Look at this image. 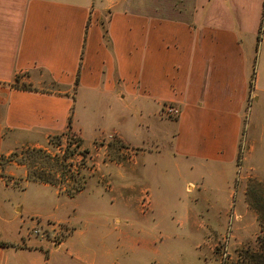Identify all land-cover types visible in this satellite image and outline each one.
I'll use <instances>...</instances> for the list:
<instances>
[{"label": "crops", "instance_id": "obj_1", "mask_svg": "<svg viewBox=\"0 0 264 264\" xmlns=\"http://www.w3.org/2000/svg\"><path fill=\"white\" fill-rule=\"evenodd\" d=\"M16 76L30 90L12 87ZM165 106L178 109L174 121L163 120ZM70 114L84 143L107 131L139 143L140 163H96L94 186L154 221L150 234L162 212L152 199L157 163L194 176L186 191L228 188L237 151H264V0H0V156L47 143ZM33 184L51 189L57 204L45 218L67 224L68 235L50 244L23 237L24 220L1 218L0 264H110L72 242L84 218L63 198L83 191L24 190ZM144 192L150 213L139 211ZM155 241L132 245L149 251Z\"/></svg>", "mask_w": 264, "mask_h": 264}, {"label": "rangeland", "instance_id": "obj_2", "mask_svg": "<svg viewBox=\"0 0 264 264\" xmlns=\"http://www.w3.org/2000/svg\"><path fill=\"white\" fill-rule=\"evenodd\" d=\"M22 77L16 76L12 85H25L21 83ZM178 113L172 118L162 114L163 120L174 121ZM69 120L67 130L49 137L47 143L16 148L7 156H0V177L6 186L0 184V219L24 220L25 224L20 226L23 237L31 236L29 231L36 225H44L48 230L55 226L62 231L45 240L56 245L70 230L65 223L45 218L54 212L57 199L51 189L34 184L24 190L25 182H32L46 184L72 197L83 191L76 201L63 198L65 208L78 204L84 218L76 228L81 236L76 241L72 238V242L91 249L110 264H264V257H254L264 255V151H237L235 170L230 173L233 181L228 188L190 187L186 191V183L193 182L194 176L175 169L170 160L157 163L163 174L157 187L153 186L152 199L158 200L162 212L160 227L148 234L154 221L141 217L134 206L130 213L128 206L117 198L109 203V194H101L102 188L94 186L98 179L93 171L96 163H140L138 158L143 151H139V143L129 142L119 131H107L84 143L71 114ZM139 124L135 122L131 127L140 138ZM141 197L139 211L149 212L152 206L148 194L141 193ZM16 208L21 209V215L13 213ZM174 214L181 217L177 223L184 225L174 223ZM114 216L120 226L116 231L110 230ZM197 222L206 223L211 229L206 225L200 230ZM147 238L156 239L154 249L143 251L132 245L136 239Z\"/></svg>", "mask_w": 264, "mask_h": 264}, {"label": "built area", "instance_id": "obj_3", "mask_svg": "<svg viewBox=\"0 0 264 264\" xmlns=\"http://www.w3.org/2000/svg\"><path fill=\"white\" fill-rule=\"evenodd\" d=\"M177 110L176 108H173L171 106H165L163 107L162 110V114L168 118H172L175 117L177 114ZM56 227L53 226L52 229H47V227H44V225H36L34 227L31 228V230L29 231V234L32 237H39L42 239H47L48 237L50 238H54L57 237L59 235V233L62 231L60 228L59 229H55ZM47 230V231H46Z\"/></svg>", "mask_w": 264, "mask_h": 264}, {"label": "trees", "instance_id": "obj_4", "mask_svg": "<svg viewBox=\"0 0 264 264\" xmlns=\"http://www.w3.org/2000/svg\"><path fill=\"white\" fill-rule=\"evenodd\" d=\"M12 87H15V88H21L22 90H30V88L29 87H27L26 85H22L21 87H17V86H13V85H11ZM69 122H70V120H69ZM45 182V181H44ZM48 183V182H47ZM80 189H78V191H79ZM68 196V195H67ZM73 195H70L69 197H72ZM0 246L1 247H3V246H5V244L4 243H0ZM256 259H262L263 257H264V255L263 254H257V255H255L254 256Z\"/></svg>", "mask_w": 264, "mask_h": 264}]
</instances>
